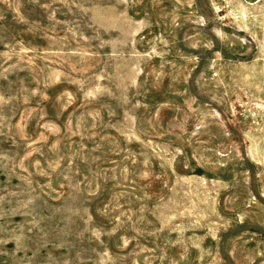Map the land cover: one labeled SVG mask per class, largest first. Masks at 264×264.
Instances as JSON below:
<instances>
[{
  "label": "rangeland",
  "instance_id": "rangeland-1",
  "mask_svg": "<svg viewBox=\"0 0 264 264\" xmlns=\"http://www.w3.org/2000/svg\"><path fill=\"white\" fill-rule=\"evenodd\" d=\"M0 264H264V0H0Z\"/></svg>",
  "mask_w": 264,
  "mask_h": 264
}]
</instances>
